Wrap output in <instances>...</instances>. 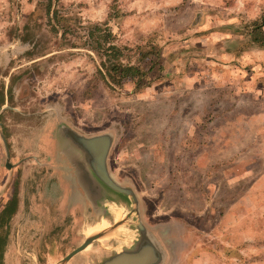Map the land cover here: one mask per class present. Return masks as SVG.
I'll list each match as a JSON object with an SVG mask.
<instances>
[{"label": "rangeland", "instance_id": "obj_1", "mask_svg": "<svg viewBox=\"0 0 264 264\" xmlns=\"http://www.w3.org/2000/svg\"><path fill=\"white\" fill-rule=\"evenodd\" d=\"M256 26L264 32V0H0V212L20 187L4 264H59L92 226L114 223L66 206L78 175L60 151L63 124L114 131L109 166L147 217L170 219L177 264H264ZM101 240L77 259L110 256Z\"/></svg>", "mask_w": 264, "mask_h": 264}, {"label": "water", "instance_id": "obj_2", "mask_svg": "<svg viewBox=\"0 0 264 264\" xmlns=\"http://www.w3.org/2000/svg\"><path fill=\"white\" fill-rule=\"evenodd\" d=\"M59 131L63 138L61 152L78 175L77 186L73 183L71 191L67 192L68 207L82 210L87 206L98 215L114 218L112 226L89 235L62 258L60 264H66L94 241L110 236L121 227L125 232L111 239L112 254L104 258L102 264H177L176 239L170 219H154L153 213L147 217L144 208L148 202H144L133 184L126 180L128 176H123V184H120L109 166L114 131L87 136L66 124ZM114 211L120 212L122 217L115 219Z\"/></svg>", "mask_w": 264, "mask_h": 264}, {"label": "flooded vegetation", "instance_id": "obj_3", "mask_svg": "<svg viewBox=\"0 0 264 264\" xmlns=\"http://www.w3.org/2000/svg\"><path fill=\"white\" fill-rule=\"evenodd\" d=\"M51 4V0H49V5ZM49 13L51 12V9L49 8V11H48ZM113 49H114V51H116L115 50V45H113V46H110V48H108L106 51H108V52H110V53H112L111 51H113ZM116 54V52L115 53H113L112 55H115ZM125 68H126V66H123V68H115L116 70H119V71H121V72H123V76H124V73H125V75H127L126 74V72H125ZM20 81V78L16 81V83H18ZM3 104H8V102L7 101H5ZM68 163V162H67ZM69 164V163H68ZM75 168H70L69 170H66V171H64V173L66 174V177L65 178H67V180H70V178H71V176L72 175H75ZM20 189V187L18 186V184L16 185V182L13 184V188H12V192H11V196H10V198L9 199H7L6 200V202H3L4 203V205H5V207L1 210V212H0V264H4V261H5V259H4V251H5V244H4V242H5V240H4V238H3V236L5 235L4 234V230H3V228H4V222H5V220L6 219H8V213H7V210H6V207H7V205L10 203V202H12V200H13V198H15L16 197V195H17V198L20 196V191H18V190ZM16 199V198H15ZM15 211H16V209H15ZM15 211H13L12 213H11V215H13L14 214V212ZM102 262L103 261H101V262H97L96 264H102ZM60 264V263H59ZM67 264V263H66ZM75 264H84V261L83 260H79L78 262H76Z\"/></svg>", "mask_w": 264, "mask_h": 264}, {"label": "bare ground", "instance_id": "obj_4", "mask_svg": "<svg viewBox=\"0 0 264 264\" xmlns=\"http://www.w3.org/2000/svg\"><path fill=\"white\" fill-rule=\"evenodd\" d=\"M114 216H115V219H118V218H121L122 217V214L120 212H117V211H114ZM102 219V218H101ZM99 222V221H98ZM110 223V222H109ZM111 224V223H110ZM91 226V225H90ZM109 224L108 222L106 221H103V222H99V224H96L94 226H92L90 229H88V235L90 234H95L103 229H105L106 227H108ZM86 231V230H85ZM87 232V231H86ZM123 232H125V229L123 227L119 228L117 231L113 232L110 236L106 237V238H103V240H101L102 242V247L104 246V244L108 241L110 242L111 239H114L116 237H118L120 234H123ZM110 247V246H108ZM105 248H106V245H105ZM109 249V248H108ZM96 255H98L100 252H102L101 249L99 250H95L94 251ZM89 254V253H88ZM94 255V254H92ZM92 257V256H91Z\"/></svg>", "mask_w": 264, "mask_h": 264}, {"label": "trees", "instance_id": "obj_5", "mask_svg": "<svg viewBox=\"0 0 264 264\" xmlns=\"http://www.w3.org/2000/svg\"><path fill=\"white\" fill-rule=\"evenodd\" d=\"M251 35H252L253 41L264 45V32L262 31V28L260 26H256V28L251 32ZM131 71L132 72L137 71L138 73L139 70L133 66H126L125 68L126 74L128 75Z\"/></svg>", "mask_w": 264, "mask_h": 264}, {"label": "crops", "instance_id": "obj_6", "mask_svg": "<svg viewBox=\"0 0 264 264\" xmlns=\"http://www.w3.org/2000/svg\"><path fill=\"white\" fill-rule=\"evenodd\" d=\"M60 151H62V148L60 149ZM23 157H33L31 154H30V152L28 153V154H24V156ZM68 162V161H67ZM41 166H46V165H41ZM71 189V188H70ZM71 190H69V192H70ZM67 196H68V194L66 195V197H65V204H66V206H69V202H67ZM77 256H78V254L76 255V256H74L73 258H72V260H70L69 262H67V264H75L76 262H78L79 260L77 259Z\"/></svg>", "mask_w": 264, "mask_h": 264}]
</instances>
